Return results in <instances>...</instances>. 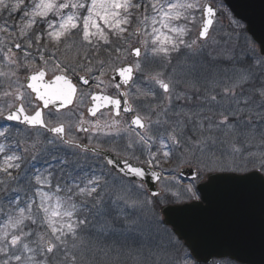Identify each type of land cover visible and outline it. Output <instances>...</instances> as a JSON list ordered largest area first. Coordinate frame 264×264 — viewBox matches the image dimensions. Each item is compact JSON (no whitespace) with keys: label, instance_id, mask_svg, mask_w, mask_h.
<instances>
[{"label":"snow or ice","instance_id":"obj_1","mask_svg":"<svg viewBox=\"0 0 264 264\" xmlns=\"http://www.w3.org/2000/svg\"><path fill=\"white\" fill-rule=\"evenodd\" d=\"M214 16L200 0H0V119L13 122L0 125V264H180L155 214L164 189L148 195L144 165L176 161L211 183L252 164L264 177V47L208 52ZM33 48L41 66L28 63ZM50 63L59 74L41 87ZM73 78H95L100 91L82 94L92 119L25 107L32 93L44 108L73 105ZM106 78L118 79L117 98L103 94ZM184 191L201 199L194 185Z\"/></svg>","mask_w":264,"mask_h":264},{"label":"water","instance_id":"obj_2","mask_svg":"<svg viewBox=\"0 0 264 264\" xmlns=\"http://www.w3.org/2000/svg\"><path fill=\"white\" fill-rule=\"evenodd\" d=\"M223 1L233 16L246 24L249 35L264 47V2ZM53 79L46 80L44 77L41 87L47 86ZM40 102L42 110L43 101ZM61 103L54 100L50 105L58 109ZM145 168L147 173L143 179L149 193L159 191L157 181L151 176L153 170ZM179 174L193 179L195 172L191 168H183ZM210 175L221 178L209 183L207 176L206 181L197 185L201 196L199 202L166 205L161 209L164 224L169 225L184 241L198 262L229 257L240 263L264 264V179H257L259 174L253 172ZM245 176L249 178L242 179Z\"/></svg>","mask_w":264,"mask_h":264},{"label":"rangeland","instance_id":"obj_3","mask_svg":"<svg viewBox=\"0 0 264 264\" xmlns=\"http://www.w3.org/2000/svg\"><path fill=\"white\" fill-rule=\"evenodd\" d=\"M206 1L212 2L215 5V7L217 8V16H216V19L212 25L211 30H210V34L207 38V45H208L207 51L212 52V53H219V52H222L223 50L224 51L225 50L231 51L234 49L236 54L238 55L237 50H236V48L238 47V38L239 37H245V39H246V37H247V34L244 31V26L241 25L240 23H238L230 12L225 10L222 0H200V3L204 4ZM133 2L134 3L138 2V0H133ZM142 14H143V9H141L140 12H138V13L137 12L133 13L134 17L140 16ZM8 15H9V13L6 11L3 13L4 20H6L9 25H12L13 22H16V23L20 22V16L19 15L13 13L11 20H8ZM195 15H196L195 23L192 25H189V27L191 28V31H192V35L189 37V39L196 38L198 28L200 27V25L202 23L201 13L197 12V13H195ZM4 20H0V23H3ZM138 26H140V25H138L137 21L134 19L131 27L136 28ZM42 27H43L42 24H37L35 26V30L40 31ZM220 28H223L221 30V32L224 34V39L222 41L220 40V38L217 35V31ZM5 39H7L6 34L0 33V41H3ZM130 39L132 41H135L136 37L133 36ZM212 42H219L220 43L219 49L209 48V44ZM31 53H32V55L28 58V63L29 64L35 63L36 66H41V61L39 60V57H38V54H37L35 48H33L31 50ZM18 54L22 56V53H18ZM66 55L71 56V53H67ZM33 57H35V61H33ZM129 60L131 62H134V60L131 59L130 57H129ZM47 67H48L47 73L49 75L54 74L56 72L54 63H50ZM25 74H26L25 72H20L19 76L22 78V76H25ZM94 80H95V78H94ZM95 85H96V81H95ZM107 86H109V83L104 80V84L101 87L105 88ZM28 99L32 101V105L30 106V105L26 104L25 105L26 108L27 109H30L31 107L35 108L37 106V104L32 99L31 95L28 97ZM4 106H6V103ZM79 106H80V103L77 101L74 108L70 109L69 112H63V113L59 114L61 117V120H64L65 118H67L71 114H73L79 108ZM65 113H66V115H65ZM44 115H45V119H46V111L44 112ZM161 160H162V162H164L163 159H161ZM166 164L167 163L164 162V166H165L166 170H168V171L172 170V171L164 174V177L161 179V181L159 183V187L161 189H164L163 192L166 195L165 196L163 195L158 200L161 202H165L166 200H168V198H171L173 201L189 200L188 194L184 191L185 187L190 185V184L195 186V184L200 179H202L205 174L201 173L200 177L198 179H195L193 182L189 181V180H181L177 176V171L179 168H181L185 165H181L177 162L171 163L169 165H166ZM252 167H253L252 164H248V170L252 169ZM156 202L157 201H155V203ZM158 219H160V217ZM160 227L164 228L161 225H160ZM164 229H167V228L165 227ZM174 242H175V239H174ZM171 250H173L172 253H173V255H175L176 250L174 248V245H173ZM185 254H186V252L184 250H182V251L177 250L175 258L178 259L180 264H183V261L185 260L184 259ZM189 262L191 264V261H189Z\"/></svg>","mask_w":264,"mask_h":264},{"label":"flooded vegetation","instance_id":"obj_4","mask_svg":"<svg viewBox=\"0 0 264 264\" xmlns=\"http://www.w3.org/2000/svg\"><path fill=\"white\" fill-rule=\"evenodd\" d=\"M261 2L263 1L264 2V0H260ZM252 45L257 49V50H259V46H258V44H256V43H252ZM115 85H116V83H113L112 85H110V87H108L106 90H105V93L106 94H108L109 96H112V97H118V92H117V89H116V87H115ZM121 90H123V89H121ZM87 106H85V107H83L82 109H81V112H83L84 113V118L87 120V119H92V118H90L87 114H86V108ZM30 110H32V109H30ZM30 110H28V111H30ZM49 111H51V113H52V115H49ZM102 112H103V115L102 116H98V118L99 119H101V120H107V119H110L111 117H112V115H113V113H114V109H109V108H105V109H103V110H101ZM80 112V113H81ZM132 114H134V113H132ZM132 114H125L122 110H121V113H120V117H119V119H121L122 121H125V122H130L131 121V116H132ZM56 115V112H54V111H52L51 109H47L46 110V120H51V121H56V120H58V118L55 116ZM78 117V116H77ZM75 119V118H74ZM80 119V118H79ZM78 119V120H79ZM68 120H70V119H68ZM77 122V121H76ZM11 124L12 122H6V121H3V123H1L2 125L3 124ZM73 123H75V122H73ZM77 135H79V137L81 138V139H83V142L85 143V144H88V140L86 139V134L84 133V132H80V133H78ZM102 139H103V137H101ZM96 141L94 140L93 141V143H95ZM103 147H109L110 146V142L109 143H105V144H103L102 145ZM167 164L166 165H169V164H171L172 162L170 161V162H166ZM160 168H162V160H161V167ZM160 168H156V169H160ZM163 169H166L165 168V166H163ZM209 264H234L233 262H225V261H213V262H211V263H209Z\"/></svg>","mask_w":264,"mask_h":264},{"label":"trees","instance_id":"obj_5","mask_svg":"<svg viewBox=\"0 0 264 264\" xmlns=\"http://www.w3.org/2000/svg\"><path fill=\"white\" fill-rule=\"evenodd\" d=\"M239 47H237L236 49H238Z\"/></svg>","mask_w":264,"mask_h":264}]
</instances>
